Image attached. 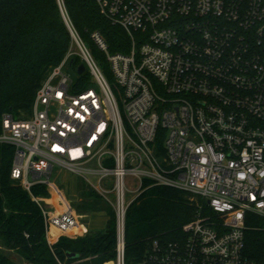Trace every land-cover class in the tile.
I'll list each match as a JSON object with an SVG mask.
<instances>
[{
    "label": "built area",
    "instance_id": "2783aa9c",
    "mask_svg": "<svg viewBox=\"0 0 264 264\" xmlns=\"http://www.w3.org/2000/svg\"><path fill=\"white\" fill-rule=\"evenodd\" d=\"M96 2L131 39L129 52L112 53L100 32L92 34L123 109L67 19L86 87L67 55L37 89L29 116L3 115L0 142L14 147L11 178L40 207L50 245L54 227L59 236L88 232L87 216L53 180L58 166L115 210L117 264H125L127 210L150 186L189 193L195 214L180 240H152L141 264H261L244 248L248 216L264 217V0ZM39 184L60 192L63 209L33 193ZM80 224L85 232L71 234Z\"/></svg>",
    "mask_w": 264,
    "mask_h": 264
},
{
    "label": "trees",
    "instance_id": "16d2710c",
    "mask_svg": "<svg viewBox=\"0 0 264 264\" xmlns=\"http://www.w3.org/2000/svg\"><path fill=\"white\" fill-rule=\"evenodd\" d=\"M62 10L102 66L107 60L92 38L95 31L105 38L110 52H129L128 33L103 15L96 0H0V134L3 115L19 117L21 109H30L49 71L66 57L72 38ZM78 60L70 57L71 70L81 64ZM88 77H77L82 88ZM13 157L14 147L0 142V264H16L12 252L31 264H104L117 259L116 214L109 205L104 229H88L84 236L62 235L50 245L40 207L11 178ZM33 193L50 195L41 184ZM194 214L189 193L168 186L146 188L126 213L125 264H141L154 239L169 243L183 238L182 227ZM246 225L244 255L264 264V217L250 214ZM59 234L52 228L51 241Z\"/></svg>",
    "mask_w": 264,
    "mask_h": 264
},
{
    "label": "rangeland",
    "instance_id": "374dc122",
    "mask_svg": "<svg viewBox=\"0 0 264 264\" xmlns=\"http://www.w3.org/2000/svg\"><path fill=\"white\" fill-rule=\"evenodd\" d=\"M71 34V33H70ZM72 38V36H71ZM82 40V39H81ZM83 42V41H82ZM84 43V42H83ZM84 45L88 48L89 47L84 43ZM91 53V51H90ZM92 54V53H91ZM105 54V53H104ZM70 55V57H79V62L83 63V58L81 56V51L76 43H72L66 53V56ZM106 58V55H105ZM107 60V59H106ZM99 66L101 67L102 71L104 72L105 76L107 77L112 89L115 93V96L118 100L120 107L123 109V93L121 88L117 85V82L112 74L111 68L109 63L106 62V66H102L99 61H97ZM71 74L76 77L77 72L74 70H70ZM94 86L96 84L92 82ZM31 111L30 109H21L19 114L21 117L29 116ZM54 177L53 180L57 184L58 188L64 193L66 198L72 203V205L76 208L78 214L86 215L87 217L82 219L81 222L86 224L89 229H93L94 232H98L101 229H104L108 222V204L103 199V197L94 190V188L83 178L76 176L75 174L63 170L58 166L54 168ZM58 175V176H56ZM130 188L136 187V182L129 179L128 181ZM94 190V191H93ZM60 197V192L55 191L52 195H49L50 202L56 204L59 210L63 209L64 205L59 204L57 202V198ZM128 199H133L134 194L128 193ZM84 225L80 224L79 226L73 228L71 230V234H80L81 229H84ZM84 236V235H83ZM10 257L16 264H31L25 260H23L20 256L16 253H10ZM91 256L88 257V260H91ZM85 260V259H83ZM117 264V259L112 260ZM105 264V263H104ZM107 264H114L113 262Z\"/></svg>",
    "mask_w": 264,
    "mask_h": 264
},
{
    "label": "water",
    "instance_id": "95a60500",
    "mask_svg": "<svg viewBox=\"0 0 264 264\" xmlns=\"http://www.w3.org/2000/svg\"><path fill=\"white\" fill-rule=\"evenodd\" d=\"M62 12H63V10H62ZM63 16H64L65 21L68 23V20H67V18L65 16L64 12H63ZM85 70H86L85 65L84 64H80L78 66V69H77V74H82ZM75 255H76L75 253H70V256H75Z\"/></svg>",
    "mask_w": 264,
    "mask_h": 264
},
{
    "label": "crops",
    "instance_id": "0c3cea01",
    "mask_svg": "<svg viewBox=\"0 0 264 264\" xmlns=\"http://www.w3.org/2000/svg\"><path fill=\"white\" fill-rule=\"evenodd\" d=\"M84 225V224H83ZM84 229H81V232L83 233V232H85V230H86V226L84 225ZM88 229H89V227H88ZM75 235V234H74ZM85 235V234H84ZM83 236V235H82ZM60 236L58 235V237H57V239L55 240V241H53L54 243L58 240V238H59ZM110 262H113L114 264H116L114 261H109V262H106L105 264H107V263H110Z\"/></svg>",
    "mask_w": 264,
    "mask_h": 264
},
{
    "label": "bare ground",
    "instance_id": "6f19581e",
    "mask_svg": "<svg viewBox=\"0 0 264 264\" xmlns=\"http://www.w3.org/2000/svg\"><path fill=\"white\" fill-rule=\"evenodd\" d=\"M50 190H51L52 194H53L55 191H57L56 188H53V187H52ZM50 200H51V199H49V201H50ZM59 200H60V197H58L56 201L59 202ZM50 240H51V235H50Z\"/></svg>",
    "mask_w": 264,
    "mask_h": 264
}]
</instances>
